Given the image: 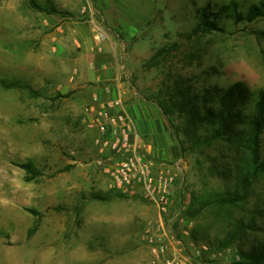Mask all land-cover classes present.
<instances>
[{
    "label": "rangeland",
    "instance_id": "1",
    "mask_svg": "<svg viewBox=\"0 0 264 264\" xmlns=\"http://www.w3.org/2000/svg\"><path fill=\"white\" fill-rule=\"evenodd\" d=\"M101 1L105 14L99 0H0V264H146L142 235L158 210L109 189L90 108L120 99L102 100L101 88L157 105L180 75L210 92L207 108L218 110L236 83L246 94L236 136L207 145L180 133L183 151L176 139L178 156L157 166L175 177L163 221L177 235L190 229L207 264H244V253L264 250V174L246 185L241 140L264 91V17L223 10L245 15L264 0ZM203 17L223 31L197 32ZM173 122L183 123L177 111ZM260 138L264 159V129ZM235 193L243 199L230 201Z\"/></svg>",
    "mask_w": 264,
    "mask_h": 264
},
{
    "label": "trees",
    "instance_id": "2",
    "mask_svg": "<svg viewBox=\"0 0 264 264\" xmlns=\"http://www.w3.org/2000/svg\"><path fill=\"white\" fill-rule=\"evenodd\" d=\"M33 5L39 7L35 4V0H30ZM223 11H227L229 15L235 16L236 19L244 20L245 18L251 22L258 18L264 17V3L253 5L250 7L247 14L237 15V10L234 9V13H231L229 8L224 7ZM206 13H204V16ZM196 31L202 33H212L214 31H223L217 22L203 17L201 22L198 24ZM164 51H160L154 56L151 61L157 63L158 57L163 55ZM152 64V63H151ZM154 65V64H153ZM190 79L180 75L178 79L175 80L173 86L169 87V91L164 98H158L156 103L163 111V114L167 118L172 132L175 138L178 140L181 150L183 151V140L180 138V133H184L187 138L196 141L197 144L203 143L207 145H212L215 142L222 140L227 134L233 132L231 125L235 123V112L234 108L237 106L238 101H242L246 94V90L241 83H236L227 90H223L221 93L220 108L218 110L207 108L204 101L211 97L210 92L205 91L204 94L196 90L195 86L189 81ZM7 87H18L21 86L17 82H4ZM166 81H163L164 85ZM239 104V103H238ZM256 112L250 117L248 121V126L244 131L245 136H241V140L245 141L247 146L242 145L244 148L248 149L250 155V165L251 169L249 176L247 178V183L251 181L257 174H264V159L261 155L260 147V136L264 129V91L259 92V100L256 105ZM179 113V116L183 119L181 125H176L173 122V117L175 112ZM206 126L211 127L210 132L202 134V130ZM236 136L237 133L233 132ZM239 143V140L237 139ZM240 144V143H239ZM27 169L30 168L28 164ZM247 187V186H245ZM243 199L238 193H235L229 198L230 201H240ZM225 200H221L224 202ZM244 264H264V250L261 252H247L244 253Z\"/></svg>",
    "mask_w": 264,
    "mask_h": 264
},
{
    "label": "built area",
    "instance_id": "3",
    "mask_svg": "<svg viewBox=\"0 0 264 264\" xmlns=\"http://www.w3.org/2000/svg\"><path fill=\"white\" fill-rule=\"evenodd\" d=\"M90 112L98 130L95 142L109 189L128 196H142L157 208L159 223H163L164 214L171 205L174 175L157 169L148 155L144 138L124 109L121 99L91 107ZM151 230H148V234ZM149 239L155 253L152 264H173V259L164 257L170 250L169 246Z\"/></svg>",
    "mask_w": 264,
    "mask_h": 264
},
{
    "label": "crops",
    "instance_id": "4",
    "mask_svg": "<svg viewBox=\"0 0 264 264\" xmlns=\"http://www.w3.org/2000/svg\"><path fill=\"white\" fill-rule=\"evenodd\" d=\"M105 2L106 1H104L103 5L101 0L98 2V5L102 7L104 14L107 11L106 6L104 5ZM72 5L73 4H63L61 9H65L64 11L75 12V8ZM107 33L108 32L106 31V34ZM102 75L94 76L93 81L100 83V81L111 79ZM109 91H111V95L107 93L105 88H101V90L98 91L99 97L102 100H107L110 97L113 98L116 95H120L124 109L146 142L149 157L155 164L156 162H160L159 165L156 166L160 168L161 166H164L169 153L172 156H178L179 147L177 140L173 135L167 118L158 105L141 100L136 94L127 93L125 90H122L119 93H117L115 89ZM180 222H185L187 223L185 224L187 227H191L190 221L181 220ZM170 224L171 222L167 220H164L161 224L157 221L150 234L147 233L142 235V239L146 241L145 246L148 249V259L146 260V264H152V261L155 258V253L153 251L154 245L149 238H152L156 243L164 242V244L169 246L170 250L164 254V257L173 259V264H207L204 261L205 257H212L206 255L205 252L201 250L202 247L197 245L193 236H191L192 233L190 229L184 228L183 234L177 235L170 229Z\"/></svg>",
    "mask_w": 264,
    "mask_h": 264
}]
</instances>
